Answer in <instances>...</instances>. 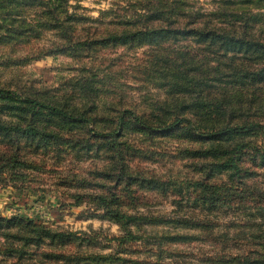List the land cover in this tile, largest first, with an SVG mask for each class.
<instances>
[{
	"label": "rangeland",
	"instance_id": "obj_1",
	"mask_svg": "<svg viewBox=\"0 0 264 264\" xmlns=\"http://www.w3.org/2000/svg\"><path fill=\"white\" fill-rule=\"evenodd\" d=\"M155 1L0 0V86L89 117L0 100V123L22 129L0 133V216L68 232L29 263L253 264L264 252V50L189 32L242 8L162 0L151 12ZM252 1L264 41V0ZM180 116L197 127L169 125ZM226 123L240 127L208 134ZM13 152L26 162L9 165Z\"/></svg>",
	"mask_w": 264,
	"mask_h": 264
},
{
	"label": "trees",
	"instance_id": "obj_2",
	"mask_svg": "<svg viewBox=\"0 0 264 264\" xmlns=\"http://www.w3.org/2000/svg\"><path fill=\"white\" fill-rule=\"evenodd\" d=\"M174 2H181L184 4V0H172ZM225 3H228L232 6H236L238 8H242L243 14H239L237 11L232 17L233 12L229 14H222L218 17L217 22H212V20H207L204 25V29L194 28L190 29L191 35H196L199 37H207L211 40L215 39L216 41H220L221 43L226 44L232 40H240L246 47H252L255 50L262 49L264 50V41L257 37V35L262 36V33H253L250 31L249 27L252 23L254 16L248 7L251 4H255L252 0H224ZM151 4V3H148ZM260 3L259 5H261ZM144 6V5H143ZM150 6V7H149ZM167 5L162 0H156L151 5H148L151 12L152 8H157L159 13L163 11L162 8H165ZM145 8V7H144ZM146 10V9H145ZM164 13V12H162ZM159 18H162L159 16ZM260 21H264V18H259ZM207 23H216V24H207ZM264 23V22H263ZM237 27L240 28L241 32L237 33ZM155 30H163L164 27H153ZM0 100H17L19 103L25 105V109L29 110V115L34 112V110L38 108L48 109L50 113L61 115L64 118L76 120L79 122H88L89 117L85 115L86 113L80 111H74L68 108H64L62 106H58L54 103L46 101L42 98L35 97L29 94H23L18 92L15 89H10L9 87L0 86ZM127 113L134 116V119H139L140 123L145 124L143 119L134 113L133 109H127ZM91 120V119H90ZM187 122L192 127L196 126L197 123L191 117L188 116H180L175 118L170 126L176 125L178 122ZM254 125L260 127L264 132V124L256 122ZM152 126V125H148ZM31 127V126H29ZM240 126L235 124L226 123L225 126H213L208 130V134L210 136L216 135H231L235 130H237ZM22 129L18 122H9V123H0V133L2 136H5L7 132H20ZM101 133V132H100ZM19 161L25 163V159H18L16 153H12L9 157L8 164L13 165L15 163H19ZM121 170V167H120ZM98 200L108 207L110 200H107V197L103 195H98ZM112 212L113 216L126 221L130 216L120 211L119 209L112 208L108 209ZM0 235L4 236V239L0 241V264H7L3 261L5 258L4 252H7V258H11V264H32L27 261L28 257L26 254H32L36 247L39 249L40 245L46 244H56L64 242L66 240L65 235H68V232L63 231L59 228L47 226L44 223L36 222L28 217H20L14 216L11 218H7L4 216H0ZM35 248V249H36ZM56 249L58 247H55ZM24 255V257H22ZM264 252L260 253L256 259L253 260V264H264ZM250 254H247L246 257H249ZM245 257V258H246ZM251 258H247L249 260ZM40 264V263H37Z\"/></svg>",
	"mask_w": 264,
	"mask_h": 264
}]
</instances>
